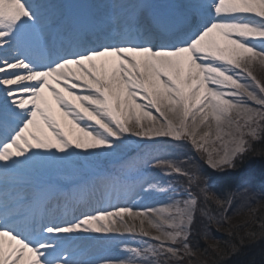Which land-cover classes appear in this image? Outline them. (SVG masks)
I'll return each mask as SVG.
<instances>
[{"label":"snow or ice","instance_id":"1","mask_svg":"<svg viewBox=\"0 0 264 264\" xmlns=\"http://www.w3.org/2000/svg\"><path fill=\"white\" fill-rule=\"evenodd\" d=\"M257 65L264 0H112L87 13L0 0V264L190 261L213 222L201 197L223 208L236 182L213 188L177 153L190 142L214 173L258 146L264 157ZM206 124L217 140L228 129L211 153ZM80 198L87 210L61 211ZM223 264H264V224L233 236Z\"/></svg>","mask_w":264,"mask_h":264},{"label":"trees","instance_id":"2","mask_svg":"<svg viewBox=\"0 0 264 264\" xmlns=\"http://www.w3.org/2000/svg\"><path fill=\"white\" fill-rule=\"evenodd\" d=\"M260 148L257 152L250 154L242 163H239L236 170H244L255 167V176L264 178V157L259 155ZM237 183V181H235ZM233 183L232 187L236 184ZM261 193L251 194L245 200L239 198L233 205L230 212L225 214L223 219L225 206L221 208L212 203L206 204L201 197L200 201L205 205L206 212H209L212 218L207 230V239L201 236L198 241V247H195V257H192L193 263L189 264H223L228 259L231 250L232 237L240 236L246 233L255 232L257 237L261 234V225L264 224V184L261 183ZM234 191L237 194L238 189L227 191L226 195H230ZM218 208V209H216ZM213 215L214 217H211ZM198 216L202 214L198 213ZM208 218H203L205 221ZM223 219V222H215ZM199 226V225H198ZM194 243H197L194 241ZM191 261V260H190Z\"/></svg>","mask_w":264,"mask_h":264},{"label":"rangeland","instance_id":"3","mask_svg":"<svg viewBox=\"0 0 264 264\" xmlns=\"http://www.w3.org/2000/svg\"><path fill=\"white\" fill-rule=\"evenodd\" d=\"M253 72H254V75L257 77V79L259 80H262L264 79V66H259L257 65L254 69H253ZM251 103V102H249ZM155 115H157V117L159 118L158 114L154 113ZM205 131H208L209 132V135L205 138L204 141H202L201 143H203V149H206L207 152H214L215 150H218L221 148V143H222V140H226L227 139V136L225 135V133L228 131L227 128H224L222 130V132L220 133L221 135V140H217L216 139V136H217V132H216V129L215 127H209L207 124L206 125H203L201 126L199 129H198V134L199 135H203V133ZM188 145L191 147L189 148V150L192 151V155L193 157L189 160V166L188 168H191V169H195L196 171L199 170V167L200 166H206V168L209 170V171H212L208 165L205 163V153L203 150H196L190 142H188ZM199 162H202V165L201 163ZM161 207V206H159ZM132 223V222H131ZM136 226V225H135ZM145 229L149 230L150 232H152L153 235H155L156 233L149 228L147 222H145ZM137 228V227H136ZM137 230H139V228H137ZM137 239H140L137 237ZM147 240V238H145ZM149 243H151L152 241H148ZM133 244V242H132ZM195 257V256H193ZM163 259V258H162ZM189 262L193 263V259H191V261H187L186 260V264H189ZM190 263V264H191Z\"/></svg>","mask_w":264,"mask_h":264},{"label":"bare ground","instance_id":"4","mask_svg":"<svg viewBox=\"0 0 264 264\" xmlns=\"http://www.w3.org/2000/svg\"><path fill=\"white\" fill-rule=\"evenodd\" d=\"M112 203H116L117 201H116V199L115 198H113L112 199V201H111ZM120 202H122V201H120ZM87 207L88 206H83L82 208H80V209H77V210H80V211H83V210H87ZM76 210V211H77ZM126 222L129 224V225H136L135 227H137V228H140V222H139V219H130V218H127L126 217ZM132 222V223H131ZM146 226H145V224H144V228H145Z\"/></svg>","mask_w":264,"mask_h":264}]
</instances>
